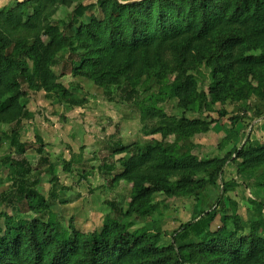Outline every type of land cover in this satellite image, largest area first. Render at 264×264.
Returning <instances> with one entry per match:
<instances>
[{
	"label": "trees",
	"instance_id": "trees-1",
	"mask_svg": "<svg viewBox=\"0 0 264 264\" xmlns=\"http://www.w3.org/2000/svg\"><path fill=\"white\" fill-rule=\"evenodd\" d=\"M100 14L84 0H22L0 11V124L12 126L11 145L24 154L20 128L29 115L23 104L29 91L62 96L72 105L81 102L52 71L68 55L75 77L88 79L103 89L108 99L119 94L125 102L139 95L133 84L145 77L173 79L172 98L184 112L200 114L248 101L255 92L253 81L264 92V0H98ZM61 9H72L66 30L54 22ZM24 60L20 61L18 57ZM76 59V60H75ZM149 99L150 111L142 121L152 133L173 138L175 157L160 145L143 149L135 144L120 150L129 159L113 184L131 185L128 209L111 204L113 213L102 230L81 233L71 223L72 239L37 192L23 167L13 161L15 197L32 213L27 222H16L15 238L0 239V264H264V232L252 222L242 230L241 219L228 214L222 201L181 226L165 241L163 235H137L136 223L156 213L155 196L185 199L223 181L230 161L242 162L243 172L261 171L257 181L264 188V146L247 137L240 148L224 159H199L194 138L207 134L215 121L202 118L175 122L158 102ZM226 114V112L222 113ZM261 114V112H260ZM262 115V114H261ZM239 118H232L235 127ZM156 121L154 126L149 122ZM239 134L225 138L230 144ZM71 163L67 165L70 170ZM211 168L208 183L202 176ZM56 181L57 177H52ZM220 216V224H215ZM159 224L154 219L153 229ZM189 237L195 240L188 242Z\"/></svg>",
	"mask_w": 264,
	"mask_h": 264
},
{
	"label": "rangeland",
	"instance_id": "rangeland-1",
	"mask_svg": "<svg viewBox=\"0 0 264 264\" xmlns=\"http://www.w3.org/2000/svg\"><path fill=\"white\" fill-rule=\"evenodd\" d=\"M20 1L0 0V11ZM97 3L98 0H84L85 5L93 4L91 12L99 15ZM71 11L61 9L54 22L66 30ZM65 32L71 35L75 29ZM18 58L24 60L22 56ZM79 64L80 60L73 63L67 55L52 71L81 105H72L70 99L62 96L49 98L45 92L29 91L25 85L28 96L23 104L29 115L20 128V143L25 151L22 156L11 145L12 126L0 124V239L15 238V223L32 218L25 202L3 200L10 194L15 197L17 190L14 183L17 177L11 179L13 161H25L23 167L31 173L28 178L57 215L69 239L73 237L71 223L81 233H92L102 230L110 216L121 221L123 215L113 213L111 204L127 210L132 187L125 182L112 183L122 172L123 162L130 157L128 153L118 152L135 144L143 149L160 145L175 157L173 138L164 139L161 134L150 132L142 121L143 114L151 109L149 99L152 97L165 99L157 105L177 123L198 118L216 122L207 134L194 138L193 153L199 159H224L233 149L244 145L247 137L252 144L264 146V92L260 80L253 81L255 92L248 101L225 107L217 105L214 112L201 116L179 108L178 101L171 96L173 79L157 81L145 77L133 84L139 95L132 102H125L119 94L108 99L103 89L88 79L75 77L73 68ZM223 112H226L224 116ZM235 117L240 120L233 127L232 118ZM155 124L156 121L149 122V126ZM233 128L239 137L228 144L225 138ZM69 163L71 169L67 170ZM241 166L240 160L230 161L224 169L223 181L220 179L216 186H209L202 192L200 201L195 197L177 199L156 195L153 217L159 224L149 229L153 217L143 218L136 223L134 231L149 237L161 234L168 242L182 225L202 211L215 207L217 199L222 197L224 210L240 217L245 233L250 232L252 222H258L264 232V188L257 181L261 171L243 172ZM214 170L211 168L202 176L208 183ZM52 177L57 180L52 181ZM219 218L213 225L220 224ZM192 240L195 239L189 237L187 241Z\"/></svg>",
	"mask_w": 264,
	"mask_h": 264
}]
</instances>
